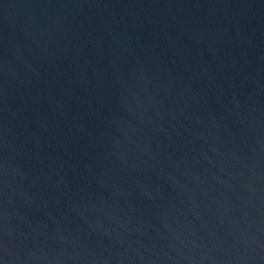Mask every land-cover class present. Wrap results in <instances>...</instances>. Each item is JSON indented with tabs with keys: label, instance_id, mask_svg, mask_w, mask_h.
Segmentation results:
<instances>
[{
	"label": "water",
	"instance_id": "95a60500",
	"mask_svg": "<svg viewBox=\"0 0 264 264\" xmlns=\"http://www.w3.org/2000/svg\"><path fill=\"white\" fill-rule=\"evenodd\" d=\"M2 264H264V0H0Z\"/></svg>",
	"mask_w": 264,
	"mask_h": 264
},
{
	"label": "snow or ice",
	"instance_id": "6c2138e0",
	"mask_svg": "<svg viewBox=\"0 0 264 264\" xmlns=\"http://www.w3.org/2000/svg\"><path fill=\"white\" fill-rule=\"evenodd\" d=\"M0 264H2V262H0Z\"/></svg>",
	"mask_w": 264,
	"mask_h": 264
}]
</instances>
